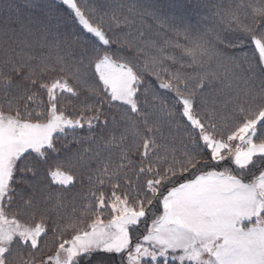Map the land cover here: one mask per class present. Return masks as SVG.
I'll use <instances>...</instances> for the list:
<instances>
[{
	"label": "snow or ice",
	"instance_id": "snow-or-ice-1",
	"mask_svg": "<svg viewBox=\"0 0 264 264\" xmlns=\"http://www.w3.org/2000/svg\"><path fill=\"white\" fill-rule=\"evenodd\" d=\"M0 264H264V0H0Z\"/></svg>",
	"mask_w": 264,
	"mask_h": 264
},
{
	"label": "trees",
	"instance_id": "trees-1",
	"mask_svg": "<svg viewBox=\"0 0 264 264\" xmlns=\"http://www.w3.org/2000/svg\"><path fill=\"white\" fill-rule=\"evenodd\" d=\"M69 210H71V209H69Z\"/></svg>",
	"mask_w": 264,
	"mask_h": 264
},
{
	"label": "rangeland",
	"instance_id": "rangeland-1",
	"mask_svg": "<svg viewBox=\"0 0 264 264\" xmlns=\"http://www.w3.org/2000/svg\"><path fill=\"white\" fill-rule=\"evenodd\" d=\"M70 211V210H69Z\"/></svg>",
	"mask_w": 264,
	"mask_h": 264
}]
</instances>
